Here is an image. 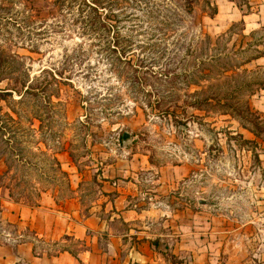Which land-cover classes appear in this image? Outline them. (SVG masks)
I'll use <instances>...</instances> for the list:
<instances>
[{"label": "rangeland", "instance_id": "obj_1", "mask_svg": "<svg viewBox=\"0 0 264 264\" xmlns=\"http://www.w3.org/2000/svg\"><path fill=\"white\" fill-rule=\"evenodd\" d=\"M100 1H106L103 4L106 11L115 12L111 22L117 27L90 33L76 11L52 10L41 18L42 13L37 15V10L28 7L33 4L38 9L44 8L43 0L31 4L28 0H0V74L5 78L0 87H9L7 77L30 82L38 76L50 80L52 101L61 102L63 113L53 107L49 126L60 134V140L50 141L48 135L45 138L47 128H40V121L35 120L32 126L36 131L29 137L42 142L30 143L26 149L46 150L45 138L51 147L48 153L58 151L63 168L70 173L71 184L76 186L78 182L80 194L78 200H66L71 191L64 185L49 184L40 205L32 206L10 201L7 191L3 198L0 188L3 217L14 221V226L30 228L29 218L45 211L53 225L50 205L55 196L62 211L75 206L78 209L81 203L82 211L92 200L101 203L104 199L95 174H126L118 185L125 187L128 181V186H133L130 185L133 180L142 187L141 191L130 190L133 204L142 201L141 195L143 202H147L150 194H156L154 186H164L163 211L167 210L173 218L189 208L185 227L190 241L198 232L202 240L195 243L210 251L216 244L210 234L220 238V245L215 248L218 259L210 254L197 259L190 253L183 258L187 264H226L232 250H237L238 255L247 254L243 263L250 264L253 258L252 264H264V132L256 135L246 118L232 114L222 105L226 101L242 107L249 104L253 111L264 116V56L229 72V77L221 74L226 44L234 50L229 55L231 63L264 51V0H249L253 2L251 10L245 4L242 10L231 0H213L218 7L215 17L203 15L197 9L179 26L152 25L156 19L150 18L135 0ZM248 10L251 12L246 14ZM234 24L239 25L229 43L224 38L214 50L207 49L206 44L197 46L198 39L205 34L216 39ZM240 47L247 51L240 53ZM211 54L216 56L213 78L187 89L190 72L203 67L201 60ZM7 66L10 67L5 69ZM196 89L203 90L202 94H191ZM206 94L212 96L210 103L203 110L195 109L191 102ZM14 98L19 99V94L15 92ZM157 101L163 107L151 106ZM30 103L28 111H32L33 98ZM168 107L172 114L163 115ZM29 126L30 122H26V127ZM125 131L131 134L126 145L122 140ZM5 168L1 160L0 174ZM54 168L47 167L50 175ZM14 172L19 175L18 170ZM38 175L42 173L34 171L32 179L36 180ZM159 177L162 181H157ZM200 198L209 203L200 205ZM146 210V230L160 234L155 240H160L161 255L181 262L170 251L179 237L176 226L173 229L177 232L168 235L172 226L149 219L151 209ZM191 211H201L197 216L203 219L197 220L202 223L194 222L196 218ZM13 228L0 224V245L16 246V240L5 237L7 234L14 237ZM60 228L63 230L64 226ZM58 230H50V241L41 243L38 249L58 248L51 245L52 236L57 238L60 234ZM80 242L69 235L65 244L81 251ZM107 244L106 239L99 242L103 249Z\"/></svg>", "mask_w": 264, "mask_h": 264}, {"label": "trees", "instance_id": "obj_2", "mask_svg": "<svg viewBox=\"0 0 264 264\" xmlns=\"http://www.w3.org/2000/svg\"><path fill=\"white\" fill-rule=\"evenodd\" d=\"M42 0H28V2L34 3ZM43 7L38 9L33 4L29 5V10H37L36 14L42 13L46 15L47 12L52 11L55 13H59L61 10H70L73 12H77L79 18L82 19L84 23V29L89 30L91 32H100L102 30L111 31L117 27L114 22H111L115 12H110V10L106 11L103 4L106 1L100 0H43ZM110 3L115 2L114 0H109ZM138 5L144 8L147 11L148 16L151 18L154 17L156 19L152 25L159 26L160 24L163 26H179V24L185 21L186 16L188 14H193L195 10L200 9L203 15L209 16L211 18L215 17L218 13L217 4L213 2V0H135ZM236 2L238 6L243 10V5L245 4L248 9L251 10L252 5L249 0H243V3H237L239 0H231ZM50 3L49 6L47 3ZM35 7V8H34ZM34 8V9H33ZM46 11V12H45ZM251 11H247L246 14H249ZM44 18V15L41 17ZM242 23L243 20H242ZM239 24H234L231 28L225 32L220 37L213 39L210 35L205 34L202 38L198 39L197 46H203L206 44V48L210 50H214L216 47L221 45L224 38L227 39V43L231 41V36H233L235 32V27ZM244 30V26L241 28V31ZM225 49L227 50L225 56L224 65L221 68V74L230 76L229 72L237 71L241 68V66L251 62L252 60L258 59L264 56V51L259 52L257 55L249 56L245 59H242L240 62L235 61L233 63L230 62V53L233 52V47H228L226 44ZM196 51V50H195ZM193 51V54H195ZM238 51L240 53H245L246 48H239ZM216 56L211 54L208 59L201 60L204 63V66L197 67L193 71H191V76L189 77L186 88L190 89L193 86H200V83L204 81L211 80L213 78V73L215 71L214 58ZM213 61V63H208ZM207 63V66H205ZM7 66L5 69L9 68ZM208 70V72H205ZM162 75L168 74L164 73ZM10 81L9 87L1 88L0 87V160L4 161L6 164L5 170L0 174V188L3 192V198H5V194L8 192V197L10 201L15 203L27 202L32 206L40 205V198L44 192H47L49 188V184L52 186H61L64 185L69 191L72 190L70 173L65 170L62 166V162L58 157V151L48 153V150L51 148L50 145L45 140V136H50V141H58L60 134L58 132L52 130L51 122L53 120L52 112L57 109L58 112L63 113V108L61 102H57L54 104L51 96L53 94L50 93L51 82L47 78H41V76L33 78L30 82V79L27 80H19L18 78L7 77ZM4 76L0 74V82L4 80ZM53 80L57 81V78L53 76ZM28 82H30L28 84ZM20 86V88H19ZM203 90L196 89L193 95L202 94ZM19 94L20 98L15 99L14 93ZM33 98V108L32 111L27 110V105L31 104V99ZM212 96L206 94L202 97L198 96L195 98L191 105L198 110L205 109L204 106L210 103V99ZM220 101V99H219ZM5 103V104H4ZM223 107H226L227 111H230L234 115H238V117L249 121L252 124V129H254V133L256 135H260L264 132V116L258 114L253 111L249 104L245 105L246 107L238 106V104L233 103L231 101H226L223 104ZM60 106V107H59ZM151 106L163 107L159 101L155 104H151ZM54 107V108H53ZM163 115L172 114L170 107L163 110ZM228 113V112H225ZM246 114V116H244ZM57 114V113H56ZM263 118V119H262ZM35 120L40 121V128L46 127L47 130L44 131L43 142L46 145V150L38 147L39 152H33L32 150H27L26 147L30 143L38 144L40 141L31 140V132H35V128L32 126ZM26 122H30V126L26 127ZM48 126H46V125ZM33 127V128H32ZM49 129V130H48ZM61 149H63L61 147ZM31 155H28V154ZM73 158V155L70 154ZM40 156H43L42 158ZM54 166L52 169L54 172L52 175L48 173L47 167ZM15 170L19 171V175L14 172ZM41 172L42 176L36 180L32 179L33 172ZM45 176V177H43ZM16 182H12V180H16ZM39 179V180H37ZM7 191V192H6ZM55 200L59 203V199L55 196ZM10 223V225H9ZM0 224H5L6 226H11L13 228L14 237L7 234L9 240H16L17 242L23 239V235L18 233V227L12 225L13 222L8 221L5 217H3V207L0 202ZM36 234V233H35ZM37 236V235H36ZM6 238V239H7ZM13 238V239H12ZM38 244L34 247V251L36 254L41 255V253L46 252L48 255L56 254L60 251H70L73 254L77 252L70 248L69 246L61 247V249L51 250L50 248L38 249L41 243H45V240L38 239ZM159 241H157L158 244ZM55 242L53 244H57ZM16 264H34L27 260H19Z\"/></svg>", "mask_w": 264, "mask_h": 264}, {"label": "crops", "instance_id": "obj_3", "mask_svg": "<svg viewBox=\"0 0 264 264\" xmlns=\"http://www.w3.org/2000/svg\"><path fill=\"white\" fill-rule=\"evenodd\" d=\"M250 2L253 3L252 1ZM176 172L179 173L177 170ZM127 173L129 174L130 171ZM71 176L74 175L72 174ZM121 177H127V175L115 174L114 176H108L101 173L95 174V179L99 181V192L104 199L101 200V203H99L100 201L96 202L97 199L92 200L91 204L86 205L82 211L79 210V207L80 209L82 207V203H79L81 206L79 205L78 209L75 206L74 209H68L64 212L59 209L62 208L60 203L52 199L50 206L53 207V210L51 209L54 216L53 225L48 221V215L45 211H43V214L41 211L37 212L41 217L33 216L29 218L30 222L28 224L31 223L30 228L26 226L22 228L16 224L18 226V233L23 235V239L17 242L14 247L0 245V263L12 264L14 261L18 262L22 259L34 264H100L106 259V261L109 260L107 264H187L186 261H183V258L187 257L190 253L191 257L197 259L209 254L218 259L215 248L220 245V238H217L214 232V236L210 235L211 239L214 242L216 241V244L213 245L210 251L204 250L203 247L201 248V245L195 243H199V240H202L198 238V232L192 233L195 239H191L190 241V237H188L186 231L187 227H185L189 221V208L186 207L173 218L167 214V210L163 211L164 186H154L156 194H150L147 202H143L144 198L141 195L140 200L142 201H139L138 204H133V200L129 197L130 190L133 188V190L140 189L141 191L142 187L137 182L134 183L133 180L130 181V185L132 184L133 186H128L127 181L125 187H121L118 185L120 184ZM157 181H162V177H159ZM77 185L74 186L72 182V195L66 198V200H78L80 194ZM159 193H161L160 196H158ZM143 203L146 204L145 207L142 206ZM138 206L140 207L137 209ZM146 208L151 209V216H148L149 219H154V222L159 223V225L172 226L168 235L173 236L178 231L179 237H176L177 239L172 243L170 251L175 257L180 258L181 262H173L161 255L160 240L158 239V244V240H155L160 237V234L146 230L148 227L144 221L147 218V213L144 212H148ZM191 212L195 215L194 218H196L194 222L197 225L202 223L197 220L198 218L203 219L202 216H197L199 215L198 212L201 211ZM166 215L167 217L163 218ZM8 221L15 223L10 218ZM25 221L27 222V220ZM173 225L176 226L177 231L173 229ZM59 226H64L63 230L61 228L58 230ZM121 226L123 227L122 229ZM53 228L60 231L57 238L52 236L51 242H58L57 244H51L58 247L56 248L57 250L61 249V247L69 246L65 244L69 235L70 237H74V239H80V246L83 249L76 251V254L60 250L53 255H48L46 252L41 253V255L36 254L34 247L39 243L37 238L45 240L48 243L50 241L48 238L50 235L49 231ZM195 228L199 229L198 226H195ZM103 239L108 240L107 247L104 249L99 246V242ZM202 251H206V253ZM232 254L234 255L232 256ZM245 258H247V254L241 253L238 255L237 250H232L226 264H249L243 263V259ZM251 261L255 263L253 258H251Z\"/></svg>", "mask_w": 264, "mask_h": 264}, {"label": "water", "instance_id": "obj_4", "mask_svg": "<svg viewBox=\"0 0 264 264\" xmlns=\"http://www.w3.org/2000/svg\"><path fill=\"white\" fill-rule=\"evenodd\" d=\"M130 139H131V134H130V132L125 131V132L123 133V136H122L123 143L126 145V144L130 141ZM208 203H209V202H208V200H206V199H203V198H200V199H199V204H200V205H205V204H208Z\"/></svg>", "mask_w": 264, "mask_h": 264}]
</instances>
